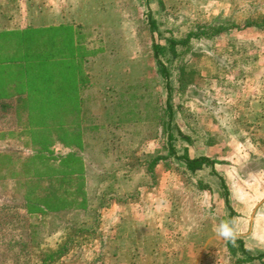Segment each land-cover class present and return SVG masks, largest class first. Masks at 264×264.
<instances>
[{"label": "rangeland", "instance_id": "1", "mask_svg": "<svg viewBox=\"0 0 264 264\" xmlns=\"http://www.w3.org/2000/svg\"><path fill=\"white\" fill-rule=\"evenodd\" d=\"M0 264H264V0H0Z\"/></svg>", "mask_w": 264, "mask_h": 264}, {"label": "trees", "instance_id": "2", "mask_svg": "<svg viewBox=\"0 0 264 264\" xmlns=\"http://www.w3.org/2000/svg\"><path fill=\"white\" fill-rule=\"evenodd\" d=\"M147 22H148L150 31L155 30L157 28L155 22L151 19L150 15L148 16ZM175 45H178V42H175V40H172L170 42V51H171V53H175ZM163 51H164V47L163 46L159 45L156 42L152 43V52H153V56H154V59H155V63L157 65V67H158V72L165 79H167V77H168L167 70L165 69V67H164V65L162 63V60H161V54H162ZM26 60H27V58H26ZM44 62H46V61H44ZM50 73H51L50 71L49 72L47 71L46 74L43 77H41L40 79L41 80L44 79V80H51L52 81L54 78H53L52 74H50ZM54 73H57V72H54ZM166 110L169 113V115L171 116V107L169 106V101H168V106H167ZM168 139L171 140L172 139V135H168ZM170 146H171V144L169 143V147ZM170 151H171V154L174 155V152L172 151V149ZM177 159L182 161V163L185 166V169L188 172H190V173H195L196 171H199V170L203 169L204 167H210L213 170V161L211 159L207 158V157L201 156V157L190 158L187 154H185V155H183L181 157L178 156ZM221 186H222V188L225 189V185L223 183H221ZM238 243L242 247L241 241H238ZM259 257H262V256H259Z\"/></svg>", "mask_w": 264, "mask_h": 264}, {"label": "clouds", "instance_id": "3", "mask_svg": "<svg viewBox=\"0 0 264 264\" xmlns=\"http://www.w3.org/2000/svg\"><path fill=\"white\" fill-rule=\"evenodd\" d=\"M217 235L226 241L234 242L236 239V231L232 221H221L216 226Z\"/></svg>", "mask_w": 264, "mask_h": 264}, {"label": "crops", "instance_id": "4", "mask_svg": "<svg viewBox=\"0 0 264 264\" xmlns=\"http://www.w3.org/2000/svg\"><path fill=\"white\" fill-rule=\"evenodd\" d=\"M62 27V26H61ZM24 89V87H22Z\"/></svg>", "mask_w": 264, "mask_h": 264}]
</instances>
